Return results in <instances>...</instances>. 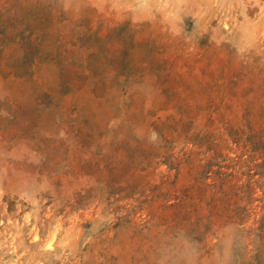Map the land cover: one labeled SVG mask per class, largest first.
<instances>
[{
  "label": "rangeland",
  "instance_id": "374dc122",
  "mask_svg": "<svg viewBox=\"0 0 264 264\" xmlns=\"http://www.w3.org/2000/svg\"><path fill=\"white\" fill-rule=\"evenodd\" d=\"M125 84L161 103L163 84L264 93V0H0V264H264V193L183 232L164 165H118L70 129L98 113L87 91Z\"/></svg>",
  "mask_w": 264,
  "mask_h": 264
},
{
  "label": "trees",
  "instance_id": "16d2710c",
  "mask_svg": "<svg viewBox=\"0 0 264 264\" xmlns=\"http://www.w3.org/2000/svg\"><path fill=\"white\" fill-rule=\"evenodd\" d=\"M158 77L166 81L169 75L165 71ZM160 90L172 100L161 103L142 98L126 84L115 94L117 100H111L117 90L96 86L87 93L97 101L98 113L74 120L70 129L85 130L88 138L97 136L99 152L113 146L121 150L115 158L118 165H164V199L166 203L172 200L175 209L167 219L183 232L213 229L235 218L242 221L245 215L240 212H251L257 191L264 193V93L260 86L250 87L241 103L231 99L237 92L227 95L220 90L215 100L207 96L210 89H199L207 100H198L193 90L185 98L165 84ZM165 111L166 115H159ZM87 140L85 149L90 151L93 144Z\"/></svg>",
  "mask_w": 264,
  "mask_h": 264
}]
</instances>
